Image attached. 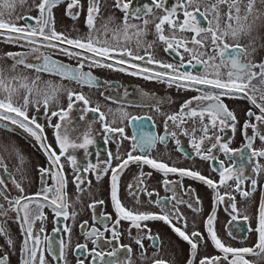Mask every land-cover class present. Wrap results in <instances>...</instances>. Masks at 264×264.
<instances>
[{"label": "flooded vegetation", "instance_id": "obj_1", "mask_svg": "<svg viewBox=\"0 0 264 264\" xmlns=\"http://www.w3.org/2000/svg\"><path fill=\"white\" fill-rule=\"evenodd\" d=\"M12 2L14 3V8L10 14L7 10H4L3 19L6 22L16 23L17 26H23L25 23L35 26V20H18L17 17H37L39 13L36 5L40 0H12ZM67 2L68 0H63L61 4L53 9L56 17V30L63 32L69 38L85 39L90 31L85 23L88 0H81V4L84 7L80 12L79 19L75 21L65 15ZM182 2L183 0H131L128 23L130 25H138L141 28L145 27L143 25L144 19H147L149 23L146 27V34L140 37L143 42L140 48H137V38L133 35L137 31L136 28H129L128 35L131 37L129 40H125L123 35L119 36V46L132 50L134 54L144 55L146 45L151 43L152 47L148 51L151 52L156 60L172 63L179 67L180 56L174 52H166L164 50L166 45L157 39L155 23L158 22V18L166 14L165 9H171ZM3 3L4 0H0V4ZM158 3H163L164 6L157 7ZM256 7L264 11V6L259 3ZM149 8L151 12L147 11ZM221 11L222 13L226 11V6L222 5ZM178 15L180 19L183 18L179 9ZM123 16L124 12L115 7V0H100V14L95 21L96 30L92 31L93 37L101 42L107 40L109 45L116 46L117 40H113L111 29L121 26ZM109 18H112L111 21ZM106 22L110 29L107 35H105L103 29V25ZM221 23L223 24V19ZM164 28V34L170 35L168 25H165ZM177 35L180 34L177 33ZM185 35L190 37L191 33H185ZM250 40H254L256 48L253 53L256 58L254 59L252 55L250 59L259 63L264 60V16L258 22V27L253 31L252 37L243 38L240 43L248 45ZM37 41L35 45H30L25 40L12 43L9 42L7 33L0 35V69L3 70V75L7 80H10L13 76L27 77V82L31 84V81L35 80L37 76L40 77L36 88L33 89L32 94L28 97L27 114L30 118L34 117L37 123L43 125L47 143L52 145L57 154H59V146L55 141V129L50 126L49 121H51V125L61 123L59 117L52 116L51 113L60 109L67 110L69 103L67 90L82 92L90 101V106L99 105L100 110L105 113L109 123L115 120V123L112 124L113 127L124 128L123 136L119 133L109 134L104 132L98 113L88 112L85 114L83 109L87 106L83 105L82 101L75 102L72 110L68 113L63 125L70 130V139L80 137L85 132H90L95 143L90 145L87 150L79 148L69 149V154L74 155L77 160L75 170L66 157H61V163L64 166L63 173L67 178L65 191L70 204L68 209L69 218L56 217L51 207H45L43 209L45 219L42 221L37 220L34 225V235L41 240V248L46 264H65V261L67 264H78L81 260L83 264H154L156 260L166 261L167 264H186V261L190 258V246L178 237L172 228L163 221H145L142 223L147 224L146 229L131 228L129 232L130 222L122 220L116 226L119 237L118 239H113L112 228L117 215L111 201V168H109L108 174H102V170L108 167L106 162H110L112 168L117 167L124 159H127L129 152L132 155H141L139 148L133 151L132 145L140 141L148 133L164 135V122L167 116L179 114L184 102L196 95H200V93L190 89L177 88L175 85L169 87L164 82L147 80L143 76H133L129 73L136 71V69L131 68L127 64H116V68L125 67L128 69L127 72L118 71L116 68H90L91 60L85 58L91 57L92 53L74 48L66 43L60 44L58 48H49L45 46L48 42L43 41L41 37H37ZM228 42L232 43V41ZM52 43L58 42L52 41ZM33 48H38L39 51L33 52ZM63 49H69L77 53L82 52L83 55L79 58H73L65 55L62 51ZM180 51L183 54L185 64H187L190 59L189 54L183 52V49ZM207 51L209 56L213 55L210 43ZM9 52L28 53L27 62L37 66L43 63L42 57L45 55L72 68H77L82 61L84 63L83 71H90L93 76L97 77L98 86H82L74 81L63 79L54 72L38 73L35 69H28L24 65H17L13 71L12 65L15 61L6 55ZM36 57H41V59H36ZM203 58L207 60L208 57L205 56ZM95 59L102 58L95 57ZM103 62L116 63L114 60L107 59H104ZM131 62L142 67L147 66L156 71H162L156 65H147L146 61ZM215 62L219 63V59ZM181 70L192 72L195 75L202 73L203 68L198 65L195 69L189 66ZM257 71L259 70L257 69ZM21 82L19 80L14 82V86L18 87ZM46 82L63 86V89L57 93L56 99L51 100L47 108L44 106L42 96L37 95V89H45ZM144 93H147L148 96H145ZM23 95V89H19L13 94L14 105H22ZM150 97H156L162 101L159 104L158 111L156 101ZM4 98L0 97V99ZM222 99L237 116L236 131L233 133L230 128H225L223 132H216L209 126L208 135L214 136V132H216L221 137L220 143H228L229 147L235 150V155H226L218 146L216 149H212L210 153V155L216 157L215 160H205L198 156L192 146L193 136L191 134L184 135L181 129H187L191 133L194 127V137L199 142L203 136L201 122L199 117L193 120L188 116L182 117L185 123L180 125L179 128L174 127L173 122H168V130L177 132V138L180 140L179 146L176 144L175 139L169 138L166 145L157 143L143 154H147L150 158H154L157 161L165 162L169 166L199 171L202 175L217 183L220 180L221 161H223L225 167L231 168L235 166L236 169L243 168L245 177H255L258 182L256 191L250 197L241 196L235 190V180H230L227 181L226 185L220 186L219 191L221 195H224V200L217 203L214 199L213 190L203 182L190 177H180L178 173H169L165 176L163 172L142 163L129 162L119 179V198L130 210L161 213L162 207L178 208L187 221L186 231L190 234L195 230L203 234L196 256V264L205 256L223 257L224 255L219 249L215 248L207 235L206 219L213 212L215 213L214 229L225 245L233 248L253 247L258 241V233L255 229L258 226V204L262 196H264V167L261 168L259 173L253 172V169L256 168L257 164L264 166V157L252 156V151L264 149V141H261L257 136L253 141L252 148H246L248 140L242 131V125L246 120L255 124V130L248 129L249 135H255L256 131L264 134V124L257 122L254 117L249 118L246 115L249 110L255 112L256 115H260L259 110L247 99L228 97H222ZM37 100H39L38 103ZM192 106L195 107L196 102H193ZM110 109L111 111H109ZM120 109L127 113V118H122L120 111H118ZM184 111L187 113L189 110L185 109ZM82 115L83 119H81ZM208 122L209 118L205 116L204 123ZM178 123L179 121H177ZM134 135L136 136L135 141L132 139ZM106 136L112 138L106 141ZM211 142L205 139L201 145V151L203 152L209 148ZM240 150H243L242 154ZM20 156L23 157V163L19 159ZM117 156H119V159H117ZM89 165H97L98 167L95 170L84 171ZM40 167H49V164L46 154L39 147L38 142L24 129L11 125L9 121L0 120V179L4 181V185H0V204L7 207L9 200L20 195L19 190L14 187L13 180L20 182L24 188L23 194L30 197L39 192L42 187H55L56 180L52 175L47 177L44 184L41 183ZM141 171L145 174L151 173V175L144 179L142 185H138L137 177H139ZM98 174L101 175L99 180L97 179ZM76 176H80L84 180V183L80 185L84 189L82 192L77 191L75 185ZM164 180L173 181L174 183L166 188L163 183ZM89 181L91 182L90 184L88 183ZM130 184L135 186L133 191L137 192L138 196L130 194L128 188ZM180 184H182V187ZM241 188L251 191V180H244ZM149 193L152 195L150 196ZM225 193L235 196L237 213H232L229 197ZM48 195L51 197L52 194L49 193ZM173 196L176 199H172ZM197 196L201 201L200 207L202 210L199 212H194L188 208L186 203L177 202L180 198H183L185 201L193 202L195 206L193 197ZM137 199L139 202H137ZM156 200H160L161 205H157L155 203ZM96 201H103V204H94ZM93 204L94 207H89V205ZM72 213H75L74 217L71 215ZM233 216L236 217L235 220ZM245 216L248 217L247 220L244 219ZM170 218H172L173 224L177 227L184 228V225L179 220H176L174 216ZM85 221H87V224L81 228ZM0 224L7 229L15 242V247L10 248L5 243L4 237L0 235V247L3 248V252H0V254H7L10 264H20L22 233L16 213L9 211L7 217L0 216ZM41 227L44 229L43 233L39 231ZM66 227L71 229L70 234L64 230ZM56 228H59L60 231H54ZM92 229H98L96 236L90 235ZM150 235L159 236L158 247L154 245L153 240L148 238ZM45 237L50 238V244L45 241ZM137 238L142 242V249L136 242ZM78 245H86L87 247L84 250H80L77 247ZM121 245L130 247L131 253L129 254L125 248H121ZM62 249L63 255H61ZM113 250H118L117 255L109 256L108 253ZM95 253H101L103 259L100 256H95L94 258ZM246 259L250 260L252 264H264V254L259 257L247 255ZM230 260L231 255H229L228 260H223L222 264H230Z\"/></svg>", "mask_w": 264, "mask_h": 264}, {"label": "snow or ice", "instance_id": "obj_2", "mask_svg": "<svg viewBox=\"0 0 264 264\" xmlns=\"http://www.w3.org/2000/svg\"><path fill=\"white\" fill-rule=\"evenodd\" d=\"M63 0H40L36 5L39 15L37 17H17V19H33L35 20V26L30 23H25L23 26H17L16 23L6 22L3 19L4 10H7L9 14L14 8L12 0H4L3 4H0V35L8 34V40L12 43H18L20 40H25L30 45L37 44V37H41L43 41L48 43L45 45L49 48H58L60 44H68L77 49L85 50L93 55L86 57L85 59L91 60L89 67H106L109 69L116 68V64L119 65H130L131 68L136 69L129 74L133 76H143L147 80H156L159 82L166 83L169 87L175 85L177 88L185 90H193L200 95H196L189 100H186L181 106L179 114L167 116L164 122V135H153L145 134L137 143L132 145L133 151L139 148L141 155H132L131 152L127 154V159H124L117 167L112 168L110 162H106L108 167L102 170V174H108L109 168H111V201L117 215L115 224L112 228L113 239H118L119 232L116 228L121 221H129L130 229L136 228H147V224H143L145 221L159 220L168 224L172 230L180 237L183 241L187 242L190 246V258L186 261V264H196V256L198 249L201 245L203 234L199 231H192L190 234L186 231L187 221L183 217V214L179 212L178 208H167L162 207L161 213H150V212H139L130 210L127 208L119 198V179L123 170L128 166L129 162L142 163L149 165L151 168L161 171L165 176L169 173H178L180 177H190L194 180H199L206 184L210 189L213 190L215 196L214 199L217 203L224 200V195L220 194L219 188L222 185H226L227 181L235 180V190L241 194V196L248 198L257 189V179L255 177H245L243 168L236 169L235 166L229 168L225 167L223 161L220 162V180L219 183L209 179L202 175L199 171H192L189 169L177 168L175 166H169V164L157 161L154 158H150L146 153L148 149L154 147L157 143L167 144L169 138H173L176 144L180 145V140L177 138L176 131L168 130V122H173L174 127L179 128L180 125L185 123L183 116H188L190 119L195 120L199 117L201 122V131L203 136L199 142L194 137L195 128L193 127L190 133L187 129H181L184 135H192V146L196 151V154L205 160H215L216 157L210 155L212 149H219L226 155H235V150L229 147L228 143H220L221 137L216 132H223L225 128H230L234 133L236 131V125L238 123L235 112L230 110L227 104L224 103L222 97L228 98H240L247 99L250 103L259 110L260 115H256L255 112L249 110L246 115L249 118L254 117L255 120L261 124H264V60L259 63L254 62L250 57L256 51L254 40H250L248 45L240 43L243 38H251L253 31L258 27V22L264 16V11L261 8H257L256 5L259 3L264 6V0H183L182 3L177 4L171 9H165L166 14L158 18V22L155 23V31L157 39L163 42L166 47V52H174L180 56L179 67L172 63H165L163 61L156 60L151 52L148 51L152 47L149 43L145 47L144 55L134 54L132 50L126 47H120L118 38L123 35L125 40L131 39L128 35L129 28H136L137 31L133 35L137 38L136 45L140 48L143 44L140 37L146 34V27L149 23L147 19L143 20L145 27L141 28L138 25H130L129 20V9L131 7V0H115V7L121 9L124 12V16L121 22V26L118 28L111 29L113 40H117V45H109L108 41H99L93 37L92 31L96 30V18L100 14V0H88L86 8V25L89 28V35L85 39L69 38L63 32L56 30V17L53 13V9L57 5L61 4ZM226 6V11L222 13L221 6ZM157 7H163V3H158ZM84 6L81 4V0H68L65 8V15L72 20L79 19L80 12ZM178 9L182 12L183 18L180 19L178 15ZM151 12V9H147ZM139 12V10H137ZM139 18V17H137ZM112 18H109L111 21ZM223 19V24L221 23ZM168 25L170 35H165L164 26ZM206 25V26H205ZM105 35L110 31L108 23L103 25ZM179 33L180 35H177ZM185 33H191V36L185 35ZM57 41L58 43H52ZM228 41H232L229 43ZM211 45V51L213 55H208L207 49ZM101 45V46H98ZM183 52L188 53L190 59L187 64L184 62ZM33 52L39 51L38 48H33ZM63 53L73 58H79L83 55L82 52H72L69 49H63ZM8 57H11L15 63L12 65L14 71L17 65H24L28 69H35L39 72H54L63 79L74 81L79 85H86L90 87L98 86V78L93 76L92 73L83 71L84 63L81 61L77 68H72L69 65L59 63L53 60L50 56H43V63L40 66L27 62L28 53H6ZM207 56V60L203 57ZM100 57L102 59H95ZM118 57V58H117ZM41 59V57H36ZM104 59L114 60L116 63H104ZM219 59V63H216ZM131 61H146L147 65H156L162 71H156L151 67H142ZM202 66V73L193 74L189 71H182L181 69L192 67L195 69L197 66ZM257 69L259 71H257ZM118 71L127 72L128 69L125 67L116 68ZM223 70V71H222ZM40 77L37 76L35 80L29 84L27 77L13 76L10 80H7L3 75V70L0 69V91L5 94L4 99H0V120L9 121L11 125H16L21 129H24L29 133L39 144V147L46 154L49 167H40V179L41 183L44 184L49 175L54 176L56 180L55 187H42L39 192L34 196L24 195V188L20 182L13 180L15 189L19 190L20 195L15 196L8 201L7 207L0 204V216L7 217L9 211L15 212L19 219L20 230L22 233V243L20 252L22 253L20 264H46L45 257L41 248V240L39 237L34 235V225L37 220H44L45 216L43 209L45 207H51L56 217L69 218V201L67 193L65 191L67 187V178L63 173V164L61 163V157H66L73 169L75 170L77 160L74 155L69 154V149H85L95 143L90 132L83 133L80 137H74L70 139V130L63 125L68 113L72 110L75 102H83V105L87 106L83 109L84 113L88 112L98 113L99 120L103 124L104 132L109 134L119 133L121 136L124 135L123 127H113L115 123L113 120L111 123L107 121L106 115L100 110L99 105L92 107L90 101L84 96L82 92H74L67 90L68 108L60 109L51 113L52 116L59 117L61 123L50 126L55 129V141L59 146V154L52 148V145L47 143V136L44 134L43 125L36 122V119L30 118L27 114V106L29 104L28 97L32 94L33 89L36 88L37 81ZM22 81L18 87L14 86V82ZM255 81V83H254ZM203 86V87H201ZM19 89L24 90L22 97V105L16 106L13 103V94ZM63 89L62 85H53L51 82H46L45 89H37V95L42 96L45 108H47L51 100L56 99L57 93ZM148 96L147 93H144ZM75 98V99H74ZM156 101L157 111L159 110V104L162 102L159 98L150 97ZM39 100H37V103ZM193 102H196V106L193 107ZM185 109L189 111L185 113ZM111 111V109L109 110ZM121 113L122 118H127V113L123 112L122 109L118 110ZM14 114V115H13ZM209 118L208 123H204V118ZM83 115L81 119H83ZM150 119V117H149ZM177 121L179 123L177 124ZM209 126L214 132V136H209ZM7 127V125H5ZM63 128V132H62ZM256 129V125L252 124L249 120H246L242 125V131L248 140L246 148L251 149L253 141L258 136L261 141H264V134L256 131L255 135H249L248 129ZM109 136L105 137L107 141ZM126 138V137H125ZM132 139L135 141L136 136ZM208 139L211 142L210 147L201 151V145L204 140ZM182 150V149H181ZM241 154L243 150H240ZM111 157V153L109 152ZM252 156L264 157V149L259 151L253 150ZM21 163H23V157H19ZM119 159V156H117ZM97 165H89L84 171L95 170ZM261 166L257 164L253 172L259 173ZM151 173L145 174L141 171L139 177H137V184L142 185L144 179L150 176ZM101 175H97L99 180ZM251 180V191H246L241 188L244 180ZM84 183V180L80 176L75 177V185L78 192L84 191L80 187ZM91 183L90 181L88 182ZM164 186L167 188L174 182L164 180ZM0 185H4V181L0 179ZM182 187V184H180ZM6 187V186H5ZM134 185H129V192L133 196H138V193L133 191ZM51 193V197L48 195ZM151 196L152 194L149 193ZM229 197V203L232 213H237V204L235 202V196L230 193H225ZM42 198V199H41ZM7 199V197H5ZM172 199H176L175 196ZM193 202L185 201L180 198L178 203H186L187 207L192 209L194 212L201 211V201L199 197H193ZM43 201V202H42ZM47 202V203H44ZM137 202L138 199H137ZM95 203L103 204V201H96ZM157 205H161L160 200H156ZM89 205V207H94ZM73 217L75 213L71 214ZM179 220L184 228L177 227L172 222L173 217ZM235 216L233 219L235 220ZM248 219L247 216L244 217ZM215 213L209 215L206 219V231L210 237L211 242L216 249H219L224 255L220 256H205L201 258L198 264H222L223 260H228L231 255L230 264H252V262L246 259L247 255H254L259 257L264 254V196H262L258 204V226L255 229L258 233V241L253 247H242L233 248L225 245L222 240L218 237L214 229ZM87 224V221L81 225V228ZM107 230V226L105 225ZM70 234L71 229L66 227L64 229ZM41 233L44 232L43 227L39 229ZM54 231H60L59 228ZM150 231V230H149ZM98 229H92L90 235L96 236ZM0 235L5 239V243L10 248L15 247V242L12 240L11 235L7 229L0 224ZM149 239L153 240L155 246H159V236H149ZM49 244L51 240L49 237L44 238ZM31 242V243H30ZM137 244L143 248L142 242L137 238ZM66 247V245H65ZM78 249H86V245H78ZM121 248H125L130 254L131 249L128 246L121 245ZM118 250H113L108 253L109 256H116ZM0 252H3V248L0 247ZM39 254V255H38ZM63 255V249L61 250ZM95 256H100L103 259L101 253H95ZM0 264H10V259L7 254H0ZM65 264L67 262L65 261ZM78 264H83V261H79ZM154 264H167L166 261L156 260Z\"/></svg>", "mask_w": 264, "mask_h": 264}, {"label": "rangeland", "instance_id": "obj_3", "mask_svg": "<svg viewBox=\"0 0 264 264\" xmlns=\"http://www.w3.org/2000/svg\"><path fill=\"white\" fill-rule=\"evenodd\" d=\"M242 40V39H241ZM253 58L255 59L256 58V56L255 55H253ZM0 97H5V94L2 92V91H0Z\"/></svg>", "mask_w": 264, "mask_h": 264}]
</instances>
